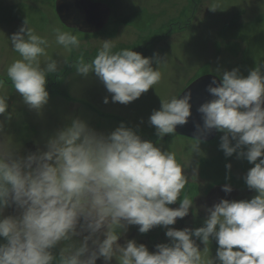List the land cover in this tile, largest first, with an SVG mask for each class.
<instances>
[{
	"label": "clouds",
	"instance_id": "clouds-1",
	"mask_svg": "<svg viewBox=\"0 0 264 264\" xmlns=\"http://www.w3.org/2000/svg\"><path fill=\"white\" fill-rule=\"evenodd\" d=\"M209 9H219L218 3ZM52 32L66 52L80 48L77 35L58 27ZM10 44L19 58L7 66L6 76L23 103L39 114L49 100L46 77L60 70L59 62L46 51L49 40L26 20ZM114 48L113 40H103L89 62L81 55L70 65L78 76L94 73L112 102L127 105L160 82L159 66L165 61L156 53L145 57ZM63 63L69 64L66 58ZM4 88L0 79V90ZM206 91L213 98L196 109L202 125L194 122V130L223 133L219 147L224 155L236 153L253 165L243 180L256 195L221 199L206 209L203 225L194 229L170 227L194 208L193 198H181L188 178L175 152L141 139L123 123L105 134L77 117L55 131L43 150L21 155L20 145L4 132L12 114L7 112L8 94L0 92V116L5 118L0 121V264H96L101 258L104 264L113 259L117 264H264V63L247 76L238 68L224 71ZM190 100L191 92L160 100L148 120L157 137L188 123ZM192 139L189 150L198 153L201 139ZM221 190L229 194L232 187L225 184ZM178 198L179 206L169 207ZM12 207L16 214L5 215ZM129 226H138L141 234L162 227L168 242L152 252L134 239L118 243ZM211 240L217 244L215 257L204 258L201 253ZM58 245L57 257L53 249Z\"/></svg>",
	"mask_w": 264,
	"mask_h": 264
},
{
	"label": "rangeland",
	"instance_id": "rangeland-1",
	"mask_svg": "<svg viewBox=\"0 0 264 264\" xmlns=\"http://www.w3.org/2000/svg\"><path fill=\"white\" fill-rule=\"evenodd\" d=\"M97 1L113 6L114 16L119 13L120 17H128L132 10L142 14L133 17V23L105 24L97 32V38H91L94 36L81 35L80 31L64 27L55 12V0H0V79L5 81V88L0 92L8 94L7 112L12 114L11 120L5 122L4 132L14 144L20 145V154L27 155L37 148L43 150L46 140L73 118L78 117L105 134L123 123L125 127L136 131L141 139L150 140L162 150L176 153L177 162L185 167L184 173L188 178L181 198L185 195L193 200L197 195L204 197V201H194L197 208L190 209L189 218L170 227H201L207 216L206 209L218 203L217 198L221 200L225 197L221 191L208 195L212 186L229 184L238 192V197L233 199L236 201L256 195L243 180L253 165L246 159L237 158L236 153L231 157L224 155L219 147L223 133L214 139L201 141L200 151L192 153L189 150L190 145L195 143L192 138L176 137V133L159 138L148 120L153 110H159L160 100L178 95L197 76L211 73L221 77L224 71L233 68H238L240 74L247 76L250 69L264 63V0ZM213 3H218L219 9H209ZM25 20L36 34L49 40L50 46L46 51L59 62L60 68L57 73L46 77L49 100L39 114L23 103L6 76L7 66L19 58L11 48L10 37ZM139 24L146 25L142 28ZM53 27L77 35L81 42L80 48L71 53L66 52L55 43ZM117 28L121 33L109 37L110 32ZM106 32L107 37L101 36ZM103 40H113L114 51L127 48L145 57H153L156 53L158 58L165 61L159 66L162 74L160 82L127 105L112 102L111 94L94 73L87 77L78 76L70 65L81 55L89 62L95 57ZM63 58L69 64L63 63ZM152 66L156 68L155 61ZM105 97H108V103H104ZM4 119V116H0V121ZM226 164H230L231 168L226 169ZM178 206L179 198L175 204L169 205L171 208ZM13 214H16L14 207L5 209V215ZM165 231L157 226L141 234L138 226H129L118 243L134 239L152 252L155 245L168 242ZM0 242H4L2 238ZM197 244L203 250V244L199 241ZM60 247L62 245L53 249L57 257ZM216 248V241L211 240L208 251H202L201 254L204 258L215 257ZM96 264H104L102 258ZM110 264L117 262L113 259Z\"/></svg>",
	"mask_w": 264,
	"mask_h": 264
},
{
	"label": "water",
	"instance_id": "water-1",
	"mask_svg": "<svg viewBox=\"0 0 264 264\" xmlns=\"http://www.w3.org/2000/svg\"><path fill=\"white\" fill-rule=\"evenodd\" d=\"M55 12L64 25L81 31L93 32L105 23L109 11L105 4L91 0H55ZM212 79H216L217 83L220 82L214 75L204 74L193 80L180 94L182 96L184 92H191V115L187 124L177 126L178 133L192 137L199 135L202 140H208L214 136L215 129L202 133H196L194 130V122L202 125L200 114L196 109L200 104L213 98L206 91V86Z\"/></svg>",
	"mask_w": 264,
	"mask_h": 264
},
{
	"label": "flooded vegetation",
	"instance_id": "flooded-vegetation-1",
	"mask_svg": "<svg viewBox=\"0 0 264 264\" xmlns=\"http://www.w3.org/2000/svg\"><path fill=\"white\" fill-rule=\"evenodd\" d=\"M115 9V8H114ZM117 10V9H116ZM110 12H112V14H110V16H112L113 15V10H112V8H110ZM131 13L128 15V17L126 16V15H124V18L123 17H120V15H119V13H117V14H115V16L113 15L112 17V20H109V22L111 23V24H113V23H118V24H129V22H134V20H133V17H136V16H140L141 14H142V12H138V13H135L134 12V10H132V11H130ZM123 15V14H122ZM145 25L146 24H144L143 26L142 25H138L139 27H145ZM80 32H82V31H80ZM115 33H121V32H119L118 31V28L114 31V32H110V35H109V37L110 36H113V34H115ZM81 35H90V36H94V37H91V38H97V37H95V36H97V32L96 33H87V32H82V33H80ZM108 34V32H106V33H104V34H102L101 36H108L107 35ZM219 133L220 132H218V135H219ZM177 136H182V135H179V134H177L176 135V137ZM165 141H169V140H165ZM212 192V193H211ZM211 192H209L210 194H211V196L213 195V192H216V190H212ZM209 193H208V195H209ZM232 193V192H231ZM231 193H229V194H231ZM223 194L225 195V192H223ZM229 194H226L225 195V197H228L229 198ZM211 196H209V197H211ZM200 201H204V200H198V203L200 202ZM200 213V212H199Z\"/></svg>",
	"mask_w": 264,
	"mask_h": 264
},
{
	"label": "bare ground",
	"instance_id": "bare-ground-1",
	"mask_svg": "<svg viewBox=\"0 0 264 264\" xmlns=\"http://www.w3.org/2000/svg\"><path fill=\"white\" fill-rule=\"evenodd\" d=\"M173 208H175V207H173Z\"/></svg>",
	"mask_w": 264,
	"mask_h": 264
}]
</instances>
